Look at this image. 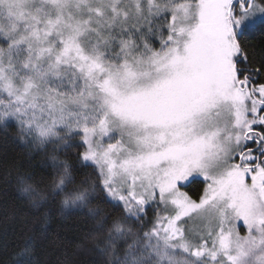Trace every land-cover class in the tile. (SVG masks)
Returning <instances> with one entry per match:
<instances>
[{
	"label": "snow or ice",
	"instance_id": "snow-or-ice-1",
	"mask_svg": "<svg viewBox=\"0 0 264 264\" xmlns=\"http://www.w3.org/2000/svg\"><path fill=\"white\" fill-rule=\"evenodd\" d=\"M257 22L264 0H0V119L82 132L95 179L58 187L95 203L100 264H264Z\"/></svg>",
	"mask_w": 264,
	"mask_h": 264
},
{
	"label": "trees",
	"instance_id": "trees-1",
	"mask_svg": "<svg viewBox=\"0 0 264 264\" xmlns=\"http://www.w3.org/2000/svg\"><path fill=\"white\" fill-rule=\"evenodd\" d=\"M255 64L264 59V22L245 31L240 37ZM61 139L66 143H61ZM77 135L64 134L47 140L43 147L35 148L31 136L22 132L16 121L0 124V264H15L25 247L32 244L36 264H100L103 258L96 251L95 224L85 210L62 212L56 202L57 192L45 205V210L33 211L16 191V178L30 175L29 179L44 182L54 174V166L47 154L56 152L71 162L73 180L81 177L95 179L92 165L78 158L84 146ZM66 190V189H65ZM193 198L203 191L197 179L188 189Z\"/></svg>",
	"mask_w": 264,
	"mask_h": 264
},
{
	"label": "clouds",
	"instance_id": "clouds-1",
	"mask_svg": "<svg viewBox=\"0 0 264 264\" xmlns=\"http://www.w3.org/2000/svg\"><path fill=\"white\" fill-rule=\"evenodd\" d=\"M4 122V119H0V124ZM55 138H60L57 136ZM47 141V140H46ZM45 141V142H46ZM36 143L35 148L43 147L45 144ZM66 140L61 139V143H66ZM53 157L56 159L53 160ZM47 159L49 163L54 166V174L47 178L46 181L41 182L33 179H29L30 175H20L16 178V191L28 204V206L33 210L40 212L41 209L45 210V215L47 210L45 205L50 202L51 198L57 193L60 192L59 199L56 201L62 212H68L73 209H79L83 207V210L88 212L89 208L95 207V203H85L83 206L79 201L75 204L66 203L67 195L65 192H62L58 185L60 184L61 178L64 177L65 163L67 165V170L70 176H73L72 166L69 159L57 155L56 152H49L47 154ZM87 180L85 177H81L77 184H80L81 181ZM65 182H68V179H65ZM87 187V185H84Z\"/></svg>",
	"mask_w": 264,
	"mask_h": 264
},
{
	"label": "rangeland",
	"instance_id": "rangeland-1",
	"mask_svg": "<svg viewBox=\"0 0 264 264\" xmlns=\"http://www.w3.org/2000/svg\"><path fill=\"white\" fill-rule=\"evenodd\" d=\"M16 121L15 120V118L14 117H7V118H5L4 119V121ZM17 122V121H16ZM62 130L64 131V134L66 133V134H69V135H72V136H74V135H77L79 138H80V140H79V142L85 147V145H84V143H83V141L81 140V136L83 135L82 134V132L81 131H79V130H73V131H71V132H67V130L65 129V128H63V127H61V128H59L58 129V131L61 133L62 132ZM52 139H58V138H50V139H48V140H52ZM85 163H88V164H91L90 162H86V161H84Z\"/></svg>",
	"mask_w": 264,
	"mask_h": 264
}]
</instances>
